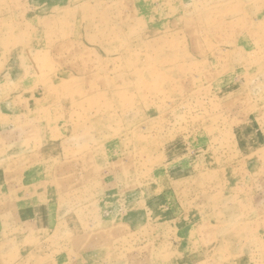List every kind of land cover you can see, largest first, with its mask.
<instances>
[{"label":"rangeland","instance_id":"obj_1","mask_svg":"<svg viewBox=\"0 0 264 264\" xmlns=\"http://www.w3.org/2000/svg\"><path fill=\"white\" fill-rule=\"evenodd\" d=\"M0 264H264V0H0Z\"/></svg>","mask_w":264,"mask_h":264},{"label":"crops","instance_id":"obj_2","mask_svg":"<svg viewBox=\"0 0 264 264\" xmlns=\"http://www.w3.org/2000/svg\"><path fill=\"white\" fill-rule=\"evenodd\" d=\"M39 215V214H38ZM37 220H39L38 222H35V220H34V222L32 221V216L29 218V220L28 219H25L24 221H26L27 223L29 222V221H31L32 223H33V225L35 226V228H36V231H42V232H46L47 230L46 229H43V227H45V228H47V226H48V224H49V222H47V221H45V219H42V220H40L39 218L37 219ZM52 222H53V218H52V221H51V224H52ZM48 223V224H47ZM29 234H26V237L28 236ZM30 236V235H29ZM29 236H28V238H29Z\"/></svg>","mask_w":264,"mask_h":264}]
</instances>
